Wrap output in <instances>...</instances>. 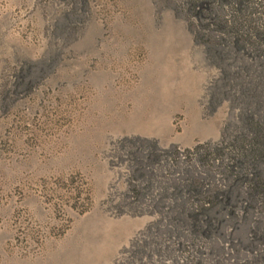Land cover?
Wrapping results in <instances>:
<instances>
[{
  "label": "rangeland",
  "instance_id": "rangeland-1",
  "mask_svg": "<svg viewBox=\"0 0 264 264\" xmlns=\"http://www.w3.org/2000/svg\"><path fill=\"white\" fill-rule=\"evenodd\" d=\"M262 80L264 0H0V264H264Z\"/></svg>",
  "mask_w": 264,
  "mask_h": 264
},
{
  "label": "bare ground",
  "instance_id": "bare-ground-1",
  "mask_svg": "<svg viewBox=\"0 0 264 264\" xmlns=\"http://www.w3.org/2000/svg\"><path fill=\"white\" fill-rule=\"evenodd\" d=\"M260 78V80H261V77H259ZM260 85L261 86H263L264 87V81L262 80V82H257V85H255L256 87H254L253 89H257L258 90V87H260ZM257 90H255V91H252L253 93H252V97H256V95H258V94H255L256 92H258ZM261 90V89H260ZM255 92V93H254ZM247 116V115H246ZM249 118H250V116H249ZM248 118V119H249ZM253 122V121H252ZM257 124V123H256ZM253 125V124H252ZM259 125V124H258ZM260 129V128H259ZM259 132V131H258ZM244 139V138H243ZM242 142V141H241Z\"/></svg>",
  "mask_w": 264,
  "mask_h": 264
}]
</instances>
